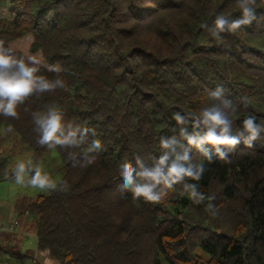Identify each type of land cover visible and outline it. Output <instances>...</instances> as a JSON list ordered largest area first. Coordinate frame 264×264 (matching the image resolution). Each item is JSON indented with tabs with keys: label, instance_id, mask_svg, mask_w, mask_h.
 Segmentation results:
<instances>
[{
	"label": "trees",
	"instance_id": "trees-1",
	"mask_svg": "<svg viewBox=\"0 0 264 264\" xmlns=\"http://www.w3.org/2000/svg\"><path fill=\"white\" fill-rule=\"evenodd\" d=\"M255 11L250 26L216 40L206 25L238 16L237 0H0V40L31 37L39 74L65 84L27 98L16 117L0 115V183L15 181L21 154L35 165L56 150L66 169L56 190L27 207L40 251L60 264H264V134L249 148L241 128L248 115L264 126V0ZM216 90L236 108L233 134L242 140L227 160L205 145L208 163L173 116L185 115L191 133L192 118L222 102ZM53 108L66 118L65 134L89 129L81 148L38 143L33 113ZM173 136L205 164L197 183L213 199L196 204L183 184L155 204L127 190L121 198V165L138 167V157L151 166L160 138ZM93 140L102 149L83 162Z\"/></svg>",
	"mask_w": 264,
	"mask_h": 264
},
{
	"label": "clouds",
	"instance_id": "clouds-1",
	"mask_svg": "<svg viewBox=\"0 0 264 264\" xmlns=\"http://www.w3.org/2000/svg\"><path fill=\"white\" fill-rule=\"evenodd\" d=\"M240 14L235 18L218 14L212 25L207 26L211 37L221 40L224 33H236L237 31L250 26L256 19V0H237ZM41 61L30 55L26 59L18 56L16 50L10 43L0 40V115L5 117H16L18 107L25 100L33 95H39L64 88L65 84L61 78L49 79L40 73ZM48 72L59 73L60 68L56 65H49ZM212 98L221 100L220 104H213L204 107L198 115L192 118L189 132V119L177 112L173 119L180 127V136L187 141L188 146H195L199 149L204 159L208 163L213 162V154L205 145H212L215 155L220 160H227L229 152L235 150L241 143L249 148L254 142L261 139L264 134V126L257 123L254 115H248L241 121L242 134H233L234 125L239 119V114L232 103L227 99H222V90L210 93ZM33 121L39 132L38 143L40 145L64 146L71 149L81 148L86 143L89 133L88 128H76L65 131L69 128L64 114L58 109H50L47 112H34ZM94 135V133H93ZM161 155L151 166H145L137 157L136 165L130 166L126 163L120 169V193L121 198L124 192L130 191L134 199H143L153 204L161 202L167 195L168 190H173L174 186L183 184L184 190L190 200L196 204H202L206 200L211 201L212 197H207L199 190L198 183L205 171L204 163H194L191 155V148L180 144L175 137H161L159 140ZM181 151H177V148ZM102 149L100 140H93L83 154V162L90 163L94 156L90 154L99 152ZM69 158L72 156L69 154ZM75 166V165H74ZM33 188L41 190H56L57 183L50 176L43 172L39 165L20 161L15 166V182L25 183ZM191 181V182H188ZM206 210L215 215V205L208 203ZM44 258L43 264H56L48 250H43L38 254Z\"/></svg>",
	"mask_w": 264,
	"mask_h": 264
},
{
	"label": "crops",
	"instance_id": "crops-1",
	"mask_svg": "<svg viewBox=\"0 0 264 264\" xmlns=\"http://www.w3.org/2000/svg\"><path fill=\"white\" fill-rule=\"evenodd\" d=\"M8 192L0 194V264H43L36 228L27 213L34 197L22 190Z\"/></svg>",
	"mask_w": 264,
	"mask_h": 264
},
{
	"label": "rangeland",
	"instance_id": "rangeland-1",
	"mask_svg": "<svg viewBox=\"0 0 264 264\" xmlns=\"http://www.w3.org/2000/svg\"><path fill=\"white\" fill-rule=\"evenodd\" d=\"M32 43V38L27 37L25 39L19 40L17 42L12 43L11 45L15 50L21 51L26 55L30 56L29 49ZM38 58V57H37ZM39 59V58H38ZM9 151L10 148L7 147ZM30 157V156H29ZM20 161L25 162L27 165L25 154L17 155L13 158L14 167ZM35 165H39L43 172L47 173L52 180L56 183L61 179L64 175L66 169L63 164L62 158L60 154L56 150H51L45 156L38 161ZM27 175L25 177V183L17 184L15 181L13 183H3L0 184V194L6 196V194H10L8 191H23V193H30L31 196L36 197L37 194L41 191V189L33 188L27 184ZM7 228V227H6Z\"/></svg>",
	"mask_w": 264,
	"mask_h": 264
},
{
	"label": "built area",
	"instance_id": "built-area-1",
	"mask_svg": "<svg viewBox=\"0 0 264 264\" xmlns=\"http://www.w3.org/2000/svg\"><path fill=\"white\" fill-rule=\"evenodd\" d=\"M10 229L12 230V227Z\"/></svg>",
	"mask_w": 264,
	"mask_h": 264
}]
</instances>
